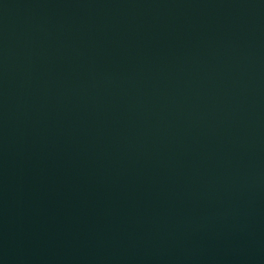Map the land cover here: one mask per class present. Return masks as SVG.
Here are the masks:
<instances>
[{
    "label": "water",
    "instance_id": "water-1",
    "mask_svg": "<svg viewBox=\"0 0 264 264\" xmlns=\"http://www.w3.org/2000/svg\"><path fill=\"white\" fill-rule=\"evenodd\" d=\"M0 264H264V0H0Z\"/></svg>",
    "mask_w": 264,
    "mask_h": 264
}]
</instances>
